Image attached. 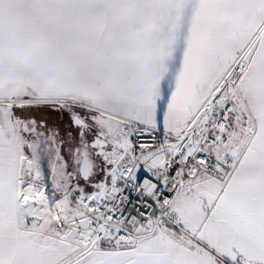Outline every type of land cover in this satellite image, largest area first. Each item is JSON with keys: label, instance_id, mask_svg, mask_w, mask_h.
<instances>
[{"label": "snow or ice", "instance_id": "6c2138e0", "mask_svg": "<svg viewBox=\"0 0 264 264\" xmlns=\"http://www.w3.org/2000/svg\"><path fill=\"white\" fill-rule=\"evenodd\" d=\"M0 264H264V0H0Z\"/></svg>", "mask_w": 264, "mask_h": 264}, {"label": "built area", "instance_id": "2783aa9c", "mask_svg": "<svg viewBox=\"0 0 264 264\" xmlns=\"http://www.w3.org/2000/svg\"><path fill=\"white\" fill-rule=\"evenodd\" d=\"M153 135H155V137H156L157 140H159V139L162 138V136L159 133H154ZM139 141L140 142H153L154 143V141H152L150 139V137H148L147 135L140 137L139 138Z\"/></svg>", "mask_w": 264, "mask_h": 264}, {"label": "rangeland", "instance_id": "374dc122", "mask_svg": "<svg viewBox=\"0 0 264 264\" xmlns=\"http://www.w3.org/2000/svg\"><path fill=\"white\" fill-rule=\"evenodd\" d=\"M46 118H47V119H50V120L53 121L55 124H58L59 121L63 119L62 117H57V116H55V115H52V116H47V115H46Z\"/></svg>", "mask_w": 264, "mask_h": 264}]
</instances>
